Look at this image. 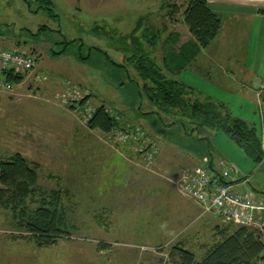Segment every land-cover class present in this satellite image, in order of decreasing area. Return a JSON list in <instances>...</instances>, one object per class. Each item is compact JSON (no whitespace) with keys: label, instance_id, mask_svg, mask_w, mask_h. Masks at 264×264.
<instances>
[{"label":"rangeland","instance_id":"374dc122","mask_svg":"<svg viewBox=\"0 0 264 264\" xmlns=\"http://www.w3.org/2000/svg\"><path fill=\"white\" fill-rule=\"evenodd\" d=\"M169 1L180 5L177 21L166 17ZM185 10L184 0H0V50L19 49L37 61L13 91L0 88V161L20 154L40 165L39 186L61 193L71 232L54 246L39 247L0 208V264H180L179 247L201 261L218 242V228L234 224L206 214L181 193L180 181L205 159L218 161L221 152L230 157L222 167L250 177L248 188L264 196V162L223 131H203L199 140V134L181 135L165 115L169 127L152 123L143 116L153 108L142 100L137 77L121 67L127 53L122 38L140 20L161 30L165 24L163 37L178 32L187 41ZM229 12L218 13L225 23L220 45L245 22L243 16L233 22ZM248 33L251 58L256 33ZM148 44L147 52L162 56ZM214 70L213 82L191 72L178 78L255 126L264 144V106ZM103 104L117 127L110 132L89 125ZM140 124L152 137H136ZM190 159L199 164L188 168Z\"/></svg>","mask_w":264,"mask_h":264},{"label":"trees","instance_id":"16d2710c","mask_svg":"<svg viewBox=\"0 0 264 264\" xmlns=\"http://www.w3.org/2000/svg\"><path fill=\"white\" fill-rule=\"evenodd\" d=\"M184 1L186 10L182 21L191 39L182 42L178 32L163 37L167 30L165 24V29L161 30L146 26L141 20L129 35L122 38L127 53L125 51V62L121 67L131 70L137 77L135 82L141 89L142 100L148 101L153 108L143 116L166 128L170 124L166 125L162 119L165 115L173 119L171 125H178L181 135L194 137L199 134V140L204 139L200 138L203 131L212 135L223 131L250 158L263 163L264 144L258 129L233 116L226 104L201 95V91L178 78L191 69L203 50L211 46L224 24L221 15L210 8L208 0ZM179 6L175 1L164 6L168 9L166 17L169 21L176 20ZM259 13L264 15V10ZM145 41L150 49L159 47L162 56L156 58L152 51L147 52ZM3 74L14 84L25 78L24 74ZM260 94V102L264 104V85ZM96 110L89 122L91 128L109 132L117 128L106 105ZM144 125L134 129L136 137H152ZM39 166L20 154L0 161V208L11 212L15 226L26 229L39 247H51L61 237L71 235L67 220L69 213L59 191L48 192L39 186ZM64 197L69 200L70 194L66 192ZM33 204L37 207L32 208ZM218 231V242L209 245L201 261L197 260L195 253L179 247L180 264H264V235L235 225L218 228Z\"/></svg>","mask_w":264,"mask_h":264},{"label":"crops","instance_id":"0c3cea01","mask_svg":"<svg viewBox=\"0 0 264 264\" xmlns=\"http://www.w3.org/2000/svg\"><path fill=\"white\" fill-rule=\"evenodd\" d=\"M209 6L217 13L230 11L229 14L231 16L229 18H232L233 22L236 19L241 20L242 16L245 22L240 25L239 23L236 24L239 30L234 34L233 40L228 44L220 45L217 43H219V40L223 36L224 23L223 32L220 33L208 49L202 51L197 62L185 73L188 74L191 72L193 75H196L197 78L202 77L205 78V80L213 82L211 73L214 69H217L216 72L218 71L223 77L231 81L233 85H238L239 88H241V92L244 95L246 94V97L254 96L258 100V103L264 106V104L260 102L259 97L261 95L260 90L264 85V15L259 13V11L264 10V0H209ZM229 18H227V20H229ZM236 26H234V28ZM249 28H252L256 33L255 43L253 45L254 48L250 46V50L252 49L251 58H249L248 54L245 52L247 48L245 40L247 41V38H249ZM188 35L190 37L189 39H191L190 33ZM225 57L227 59H225ZM226 89L233 90L235 88L233 87L231 89L227 87ZM209 159L211 161L210 165H212L213 168L222 170L224 169L222 166L227 163L226 160H230V157L221 152L218 161L212 157ZM187 164L188 168H193L197 166L199 162L190 159ZM182 167L184 166L181 165V169ZM177 169L178 168H176V170ZM256 177L257 176H255V178ZM231 180L232 178L226 181L232 182ZM263 180L258 178L257 180L255 179V182ZM250 182L251 181L246 184L236 183L234 191L237 195L254 193L252 192L253 189L250 190L248 188V184H251Z\"/></svg>","mask_w":264,"mask_h":264},{"label":"built area","instance_id":"2783aa9c","mask_svg":"<svg viewBox=\"0 0 264 264\" xmlns=\"http://www.w3.org/2000/svg\"><path fill=\"white\" fill-rule=\"evenodd\" d=\"M36 58L19 49L0 50V88L13 91L15 84L8 74H25L35 69ZM192 173L181 178V193L204 208L206 214L225 223L253 229L264 235V196L255 193L238 194L236 183L246 184L250 177L240 179L236 171L218 170L205 159ZM232 182L226 180L231 178Z\"/></svg>","mask_w":264,"mask_h":264}]
</instances>
